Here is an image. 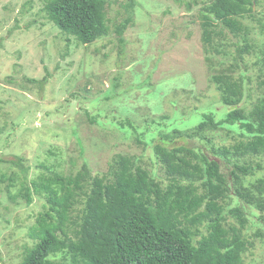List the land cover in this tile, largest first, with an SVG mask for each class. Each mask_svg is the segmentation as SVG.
<instances>
[{"label":"trees","instance_id":"1","mask_svg":"<svg viewBox=\"0 0 264 264\" xmlns=\"http://www.w3.org/2000/svg\"><path fill=\"white\" fill-rule=\"evenodd\" d=\"M110 1L44 0V10L69 42L86 46L110 35ZM259 1L210 0L203 7L206 51L229 55L230 51L219 48L224 45L235 50L229 67L217 68L211 76L227 110L219 119L213 110L205 111L185 131H162L166 125L159 120L161 141L138 137L152 147L166 183L130 154H117L109 173L103 175L93 174L87 162L68 174L54 164L40 163L45 172L29 179L30 167L22 157L10 161L19 171L1 174L0 182L8 180V188L19 186L11 199L22 198L26 205L36 196L44 199L43 210L28 229L33 243L24 246L18 264H243V254L255 246L251 227H256L254 237L264 239V175H260L264 170V78L261 94L247 109L251 78L241 71L247 65L245 55L255 50L244 20L256 21L264 34V21L255 10ZM126 8L127 17L114 29L121 46L133 22L134 3ZM217 27L227 29L237 40L219 42L224 33ZM258 63L264 65V50ZM50 75L46 68L42 79L28 81L42 87ZM114 79L108 94H118L119 77ZM82 89L90 92L85 86ZM91 109L85 108V115L90 123H99L101 113ZM123 126L124 133L144 135L130 121L127 129ZM221 129L227 130L232 143L215 144L214 135ZM181 137L201 145L171 144Z\"/></svg>","mask_w":264,"mask_h":264},{"label":"rangeland","instance_id":"2","mask_svg":"<svg viewBox=\"0 0 264 264\" xmlns=\"http://www.w3.org/2000/svg\"><path fill=\"white\" fill-rule=\"evenodd\" d=\"M209 2L111 0L107 9L110 35L78 46L49 19L44 0H0V178L19 171L10 162L18 156L30 167L31 179L45 172L40 163L54 164L68 174L87 162L93 174L103 175L121 153L139 157L166 183L164 168L152 147L138 137L146 142L161 141L159 120L166 125L162 131H185L201 120L203 112L213 110L219 119L227 110L211 76L217 68L229 67L235 50L233 45H224L219 48L230 51L229 55L206 51L201 11ZM131 3L133 22L124 32L121 46L114 29L127 17L126 7ZM255 10L264 21V0ZM244 22L255 46L245 55L247 67H241L251 78L245 99L250 109L261 94L264 78V65L258 63L264 34L256 21ZM216 29L224 33L219 42L237 40L227 29ZM46 68L51 75L42 87L28 81L42 79ZM115 77H119L118 94H108ZM89 107L101 113L99 123L89 122L84 113ZM129 121L144 135L124 133L121 127L127 129ZM214 136L216 145L233 142L224 129ZM200 143L185 137L171 142ZM7 184L8 180L0 182V264H18L24 246L33 243L28 229L43 210L44 199L36 196L30 205L22 198L15 202L11 195L19 186L8 188ZM255 231L252 226L249 233L255 246L243 254V264H264V239L254 237Z\"/></svg>","mask_w":264,"mask_h":264}]
</instances>
